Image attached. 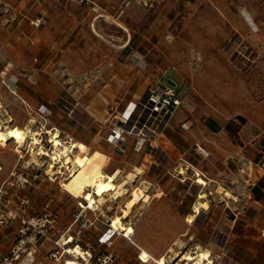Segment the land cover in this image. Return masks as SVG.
Listing matches in <instances>:
<instances>
[{"label":"rangeland","instance_id":"obj_1","mask_svg":"<svg viewBox=\"0 0 264 264\" xmlns=\"http://www.w3.org/2000/svg\"><path fill=\"white\" fill-rule=\"evenodd\" d=\"M21 1L0 0V29L28 8L20 7ZM74 1L88 11L83 20L76 17L70 35L48 37L47 47L38 52L30 47L24 49V57L17 58L23 65L0 48V62L8 67L6 74L0 76V123H6L11 116L15 120L12 126L24 128L32 111L38 130L48 122V128L61 131L63 141L72 138L110 156L113 161L108 173L120 168L124 177L134 167L145 166L143 179L152 184L151 195L162 196L136 207L124 221L135 230V245L123 237L116 239L112 251L121 254L120 264H140L137 256L141 249L155 258L171 248L172 253L193 251L197 244L201 246L194 236L200 231L210 236L207 224L211 226L226 217L227 209L247 212L248 184L242 177L248 178L249 172L232 169L225 173V163L212 161L210 155L201 159L195 149L204 133L200 129L195 133L185 131L182 125L172 130L171 125L183 112L185 121L215 116L244 129L254 143L264 141V0H92L91 4ZM71 2L57 0L56 4L68 8ZM244 10L252 16L257 33L243 18ZM130 39V46H125ZM3 42H8L7 34L0 30V45ZM8 73L22 82L28 81L23 84L25 89L39 101L33 110L13 94L16 89H9L8 81L17 79ZM157 81L176 85L183 105L158 129V146H151L150 141L142 152L136 153L134 140L125 154H119L110 143L112 128L129 104L143 99L147 87ZM16 83V88L22 85ZM39 108L42 113H37ZM194 128L191 125V130ZM144 134L153 141L152 133ZM42 140L44 147L50 149L49 136L43 135ZM14 147L12 142L7 148L0 147V182L14 167L36 175V187L27 192L35 214H42L46 199L55 198L62 209L59 228L63 230L64 220L67 222L77 213L78 201L66 203L68 196L60 181L50 180L48 157L39 158L43 168L30 167V157L20 160ZM189 164L214 182L207 190L214 193L209 198L213 210L208 215L202 213L193 226L186 223L189 213L185 215L182 208L190 207L191 214L201 189L194 183L193 171L188 172L187 179L179 175ZM64 174L65 179L70 176L67 170ZM219 188L231 192L237 202L229 200L227 205L216 194ZM128 198L108 203L101 211L89 213V218L98 224L108 223ZM99 235L94 231L87 238L93 240ZM209 243L202 245L204 250H211ZM212 253L215 264H226L221 253Z\"/></svg>","mask_w":264,"mask_h":264},{"label":"built area","instance_id":"obj_2","mask_svg":"<svg viewBox=\"0 0 264 264\" xmlns=\"http://www.w3.org/2000/svg\"><path fill=\"white\" fill-rule=\"evenodd\" d=\"M77 1L81 4L92 2ZM32 24L39 28L42 21L36 20ZM164 83L157 81L150 84L145 90V97L138 103H130L115 123L110 143L119 154H125L134 140L136 153L142 152L150 141L151 146L159 145L158 129L167 124L182 106V101L176 94V85L171 81ZM8 84L9 89H16L12 81H8ZM40 111L43 112L42 109ZM182 128L188 130L186 124ZM144 132L152 133L155 136L153 141ZM196 154L202 158L208 157V153L199 146L196 147ZM261 154L264 157V146ZM36 184V175L18 167H14L0 182V236L9 239L13 229H16L9 248L0 251V264H120L121 254L112 251L120 236L118 233L109 235L108 223L98 224L89 218V213L97 211L87 209V202L77 200V213L67 218V222L64 220L65 228L61 230L62 209L55 198L46 199L42 214H35L27 192L36 187ZM94 231H98L100 235L93 240L88 239L87 235ZM126 240L135 245L131 240ZM77 247L84 256L72 253V249ZM140 254L141 250L137 256L140 264L152 262L145 263Z\"/></svg>","mask_w":264,"mask_h":264},{"label":"crops","instance_id":"obj_3","mask_svg":"<svg viewBox=\"0 0 264 264\" xmlns=\"http://www.w3.org/2000/svg\"><path fill=\"white\" fill-rule=\"evenodd\" d=\"M56 2L57 0H22L19 3L20 7L27 5L28 8L20 12L19 17L14 15L12 17L14 19L8 21L7 27L0 29L6 32L8 40L7 43H1L0 48L3 47V51L10 56V59L24 57L23 53H26L24 49L29 47L36 52L44 49L47 47L45 42H48V37L70 35V30L73 28L76 17L82 21L83 17L88 13L84 7L77 5L74 0H72L68 8L59 7ZM34 8L36 9L33 11ZM16 18L17 20L15 21ZM36 20L42 21V26L39 28L32 24ZM131 41L132 39L129 42H125V46L129 47ZM9 46L13 47V49ZM34 60L38 61L37 58ZM18 62L19 65H23L21 60H18ZM7 68L4 63L0 62V76L6 74ZM9 73L7 75L17 79L16 81L13 80V83L20 82L22 84L16 88V93L20 97L18 99L25 101L28 104L27 107L33 110V106L38 104L39 101L25 89L23 84H28V81L22 82L20 81L21 79H18V76ZM121 76L119 78H122ZM30 79L33 80L32 77ZM30 88H32L31 85ZM4 110L8 112L7 108ZM37 113H42L40 108ZM183 116L184 112L182 113ZM182 117L178 121H174L171 125L172 130L183 124L187 125L191 133H195L196 129H200L204 133V137L202 140H197V146L204 149L208 153V157L209 155L211 156L212 161L225 163L227 165L225 173H228V171L232 172V169L234 171L239 169L241 173L242 171L246 173V170L249 172L247 174L248 178L242 177L248 184L246 192L248 198L247 212L239 211L237 213L232 211V209H227L226 217L217 220L211 226L207 224L206 228L211 230L210 236L200 231L194 236V240L199 239L201 247L204 243L210 242L207 245L211 248V253H221L222 257L226 259V264H264V173L261 174V170L264 171V167H262L264 157L261 158L259 156L261 154L259 149L263 148L260 145L264 146V142L260 144L254 143L246 135L244 129L215 116L188 121H185ZM191 125H195L192 130ZM225 203L228 205L227 200H225ZM231 203L234 204V202ZM212 210L213 208L211 207L209 211H202V213L208 215ZM182 211L186 212L185 215H187V212L190 214V207H183ZM209 222H213V217L210 218ZM13 230L15 232L16 229L14 228ZM201 230H204L203 226ZM13 232L9 239L0 236V251H6L9 248L11 240H13ZM203 235L205 238H203ZM208 239L210 240L208 241Z\"/></svg>","mask_w":264,"mask_h":264},{"label":"bare ground","instance_id":"obj_4","mask_svg":"<svg viewBox=\"0 0 264 264\" xmlns=\"http://www.w3.org/2000/svg\"><path fill=\"white\" fill-rule=\"evenodd\" d=\"M241 14L252 31L257 33L258 28L252 16L245 10ZM117 26L128 31L121 24L117 23ZM94 32L99 35L96 30ZM13 94L20 98L18 93L13 92ZM21 101L22 104L28 106L25 101ZM30 116L24 128L12 126L15 120L11 116L6 123H0V147L7 148L12 142L15 145L14 153L20 160H24L27 156L30 157L28 162L30 167L34 165L43 168L44 164L40 162V159L48 157L50 163L47 167V175L50 176L53 183L60 181V187L68 196L66 203L82 200L87 202L86 205H89L86 207L84 203H81L87 209L101 211V208H104L108 203L117 202L129 196L124 206L118 208V212L109 218V235L118 233L120 237L129 239L134 243L135 230L133 227L127 226L124 221L132 216L136 207L149 204L154 198H161L162 196V193L151 195L152 184L143 179L146 175L145 166L134 167L133 171L126 173L124 177V172L120 168L108 173L107 171L113 161L110 156L98 150L93 151L85 143L75 141L72 138L63 141L61 131L58 128H48V122L44 123L42 128L38 130L35 127L37 120L33 116V112H30ZM43 135L49 136L50 149L44 147ZM26 147L28 148L27 151ZM64 170L70 173L66 179L64 178ZM1 171L2 168L0 167ZM189 171L194 172V183L202 189L192 207V213L185 218L186 223L193 226L202 211L211 209L209 198L214 196V193H208L207 190L214 182L204 178V174L191 164L186 169H182L179 175L187 179ZM216 194L221 195L227 201L237 202L236 197L223 188H219ZM172 252L173 249L171 248L166 254L155 258L141 249L140 255L145 263L152 261L155 264H215L212 253L209 250H204L200 245H197L193 251ZM72 253L84 256L78 247L72 249Z\"/></svg>","mask_w":264,"mask_h":264}]
</instances>
